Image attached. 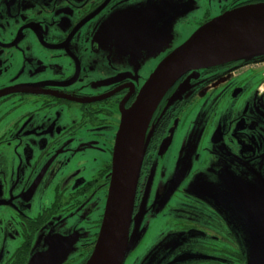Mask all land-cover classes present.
<instances>
[{
	"label": "flooded vegetation",
	"instance_id": "obj_1",
	"mask_svg": "<svg viewBox=\"0 0 264 264\" xmlns=\"http://www.w3.org/2000/svg\"><path fill=\"white\" fill-rule=\"evenodd\" d=\"M144 1L150 2L147 7L155 8L156 11L161 10L167 15V21H151L146 28L140 26L138 32L145 37L147 31L155 29V33L161 38L169 37L171 26L175 25L174 27L180 29L173 24L174 15L167 9L166 2L179 6L190 0H81V2L70 0L66 2V6L77 12L76 20L71 15L72 27L67 34L59 35L55 44L63 47L66 39H70L85 27H92L93 38L91 41L88 39V45L90 44L89 47L92 49L91 53H98L102 50L99 41L108 40V36L104 33L110 32V44L116 35L109 23L113 17L101 22H98L99 19L117 7L121 10V14L128 12L129 9H138ZM254 4H264V0H200V17L196 18L197 27L226 11ZM36 22L33 16L21 21L10 10L0 9V59L7 62L6 66H0V79H2L0 81V180L3 183L0 203L1 198L7 197L6 195L9 196L12 205L23 204L26 200L30 202L32 198L28 211L16 212L17 218L9 222L8 232L2 231L4 239L6 236L10 238L11 250L7 255L1 253L0 264H30L35 258L48 253L53 244L63 248L60 264H85L93 250L103 217L111 175L114 138L119 126L121 110L127 109L132 104L153 69L143 78L142 83L138 82L137 76L127 78L121 74L110 84L105 85L102 92L81 97L73 93H65L66 96L61 97L48 94L47 90L56 91L58 88L49 83L11 84L8 80L13 77L9 74L14 71L13 65L20 62L19 58L22 55L32 52L31 45L35 41L31 32H25L21 36L22 29ZM19 23L23 25L16 34V26ZM105 45L109 46L108 43ZM258 56L253 58L256 60L238 59L199 69L193 76L189 72L181 77L159 102L145 133V150L136 182L128 229L132 246L125 254L122 264H245L242 250L245 254L246 248L235 242L234 234L225 225L222 208L219 207V212H214L206 203L189 198L190 202L184 206L198 209L201 215L188 216L190 213L185 210L186 206L181 210L173 208L179 213L185 211V215L158 213L152 215L153 210L149 206L142 210L141 200L143 201L147 189L152 184L153 189H156L160 179L165 175L162 174V170L172 168L180 153L186 159L189 147L184 130H187L188 125L191 129L194 117L190 119V116L197 112L208 117L218 114L217 121L210 120L207 125L205 123L202 125L203 139H200L198 145L199 153L216 157L226 154L228 156L226 160L221 161L219 158L221 168L225 161L229 162L228 159L232 158L241 168L236 175L241 176L242 183L248 181L253 191L255 190L258 196L264 199V56ZM65 61L68 65L77 66V63H73L68 57ZM9 67L12 69L8 71ZM8 76L6 83L5 78ZM181 84H186L187 89L181 93L180 99L174 98ZM17 95L18 99H16ZM31 95L35 98L32 99ZM91 98L95 99L91 100ZM28 101L30 104H36L38 107L36 110L52 106H57L58 109L65 105L64 103L68 105L71 101L80 103L83 123L77 122L78 125L75 127L72 122L57 131L56 145L63 147L62 165L57 163L52 165L54 159L50 158V155L53 151L45 147V141L39 150L38 156L41 160L36 167H31L27 163L29 153L23 157L18 148L11 146V139L18 143L24 134L25 124L21 118L24 120L33 112L21 115L20 118L9 114ZM92 101L94 103H91ZM113 104L118 105V115L113 114L111 109ZM224 113L231 117L219 120ZM82 126L85 128L79 129ZM73 127L91 137L85 148L82 147L80 140H74L77 129ZM225 137L230 140L229 146L238 155L241 163L231 157L230 152L209 147V143L219 144V141ZM93 138H103L104 148H99L102 160L99 166H96V157L88 158L95 153L92 143L96 140L94 141ZM64 143L70 146H63ZM75 145L79 147L74 148ZM28 151L32 152L29 149ZM163 158L165 162L160 163ZM48 160L50 164L41 171V167ZM157 169L158 178L152 176V172ZM31 180L37 182L42 180L43 183L41 186H32L29 183ZM10 182L14 184L17 182L18 186H11ZM2 190L5 194H2ZM97 204L99 206H97L96 218L86 224L90 232L82 238L79 239L78 234L77 239L74 234L69 239H63L59 235L47 236L46 226L51 220L53 223L58 219L70 220L75 215H94ZM1 207L0 205V215L1 212L5 213V209L2 210ZM177 231H190V233L187 234L188 239L185 238L184 241L179 240L178 237V245L175 247L172 236ZM38 239L39 244L43 242L45 250L35 256L33 249Z\"/></svg>",
	"mask_w": 264,
	"mask_h": 264
},
{
	"label": "rangeland",
	"instance_id": "obj_2",
	"mask_svg": "<svg viewBox=\"0 0 264 264\" xmlns=\"http://www.w3.org/2000/svg\"><path fill=\"white\" fill-rule=\"evenodd\" d=\"M66 2H70V0H0V9L10 10L16 15L18 20L22 21L28 16H33L37 21L31 26L22 29L21 36L25 32H31L35 38L31 45L32 52L22 55L19 58L20 62H17L15 66L13 65L14 71L9 73L13 77H10L9 80V76L6 77V83L7 80L14 85L49 83L58 86V88L56 87V91L47 90L46 92L58 97L66 96L65 93H73L79 97L96 95L102 92L101 90H103L105 85L110 84L116 76L121 74L127 78H135L137 76L138 82L142 83L143 78L152 69H155L154 67L158 65L162 57L181 45L199 28L197 27L196 21L198 19L196 18L197 16L200 17V0H190L179 6H174L167 1V9L174 15L173 24L179 26L180 29L178 30V28L174 27L175 25L171 26L169 37L164 36L161 38L155 33V29L147 31L145 37L141 35V32H138L140 26L146 28L151 21H167V15H164L161 10L156 11L155 8L147 7L150 2L144 1L138 9H129L128 12L122 14L117 7L107 12L98 21L101 22L113 17L109 23L113 31L116 32L115 37L110 44V32L107 31L104 35L108 36V40L99 41L102 50L98 53H91L92 49L89 47L90 44L88 45V39L91 41L93 38L92 27H85V29L70 37V39H66L63 47L55 44L57 37L67 34L72 27L71 15L76 20L77 12H73L72 8L66 6ZM36 5L37 7H35ZM22 25V23H19L16 26V34L20 32ZM160 30H162L161 25ZM105 43H108L109 46H106ZM37 52L40 54H37ZM259 55L264 56V53ZM256 56L258 55L251 56L250 59L256 60L253 59ZM66 57L73 63H77V66L68 65L65 61ZM6 63L4 59H0V66H6ZM10 69L12 67H9L8 71ZM77 76L78 78L76 79ZM31 98L34 99L35 97L31 95ZM16 99H18V95ZM75 99L80 100L79 98ZM29 102L21 104L16 111L9 114L20 118L21 115L33 112L30 117L24 120L21 118L25 124L24 134L18 143L11 139V146L18 148L23 157H26V154L29 153L27 163L31 167H36L41 160L38 156L39 150L42 148L43 141H45V147L53 151L50 155V158L54 159L52 165L55 163L62 165L64 163L61 152L63 147L56 145L57 131L59 128L62 129L69 126L72 122L75 127L78 125L77 122L79 124L83 123L80 116V103L71 101L68 105L64 103L65 105L58 109L57 106H52L36 110L38 109L36 104H30ZM91 103L94 102L92 101ZM111 109L114 115H118V105L113 104ZM192 117H194V121L191 129L188 125L187 130H184L186 133L185 140L189 147L186 159L180 153L176 159L177 162L172 165V168L169 167L162 170V174L165 175L160 179L156 189H153L154 185L152 184L147 189L143 199V201L145 199L147 201L143 202L141 200L142 210L149 206L153 210L152 215L157 213L161 215H185V211L179 213L173 208H180V210L183 207L185 208L186 205L184 206V204L189 203V200H191L189 198L206 203L208 208H212L214 212H219L220 207L224 212L222 217L225 225L234 234L235 242L240 243L243 248L248 245L250 256L248 260L241 248L245 264L254 262L256 264L259 261L260 264H264V257L260 258L261 254L264 253V199L258 196L255 190L253 191L248 181L242 183L240 180L241 176L236 175L237 172L241 171V168L232 158L228 159L229 162L225 161L223 168H221L219 158H221V161L226 160L228 158L226 154L223 153L224 155L220 154L216 157L204 155L202 152L199 153L200 148H198V145L201 142L200 139H203L201 137L203 133L202 125L203 123L207 125L210 120L217 121L218 114L215 113L213 116L208 117L197 112L193 113L190 119ZM229 117L231 116H226L224 113L219 120L229 119ZM189 121L187 122L188 124ZM83 128L85 126L79 129ZM12 134L14 133L12 132ZM85 135L81 130L77 129L74 139L80 140L83 148L86 147L87 141L91 140L87 133ZM93 139L94 141L96 140L92 143L95 153H92L88 158L91 156L96 157V166H99L102 161L99 148H104L102 144L103 138ZM210 141L212 142V138ZM223 143L224 145H222ZM65 144L63 146H66ZM230 144V140L225 137L219 141V144L211 145L209 143L208 145L211 149L230 152V156L238 163H241L238 155L229 146ZM78 147L79 145L74 146V148ZM28 149L32 152L30 153ZM159 162H165V158ZM49 164L50 161L48 160L41 167V171ZM158 171V169L153 171L152 176L158 178ZM29 183L32 186H41L43 181L31 180ZM10 184L11 186H18L17 182L15 184L10 182ZM2 188L3 183L1 181L0 190ZM1 192L5 194L3 190ZM6 196L1 198L0 203L2 210L5 209V213L1 212L0 215V255L1 253L7 255L11 250L10 238L6 236V239H4L2 231L8 232L9 222L17 218L15 213H25L28 211L30 204H32V198H30V202L26 200L23 204L12 205L10 204L9 196ZM148 201L150 203H147ZM97 206L99 204L96 205L94 215H75L70 220L59 221L58 219L53 223L51 220L46 226L47 236L59 235L63 239H69L74 234L75 239H77L78 234L79 239L82 238L90 232L86 228V224L96 218ZM185 210L190 213L188 216L191 217L201 215L198 209H192L189 206H186ZM8 212L10 214L7 215ZM188 233L190 231L175 232L172 236L173 246L177 247L178 237L181 241H184L185 238L188 239ZM33 250L35 256L40 255L45 250L43 242L39 244L38 239L37 245Z\"/></svg>",
	"mask_w": 264,
	"mask_h": 264
},
{
	"label": "water",
	"instance_id": "obj_3",
	"mask_svg": "<svg viewBox=\"0 0 264 264\" xmlns=\"http://www.w3.org/2000/svg\"><path fill=\"white\" fill-rule=\"evenodd\" d=\"M262 53L264 4H254L226 11L209 20L158 63L139 89L132 104L121 110L114 138L111 175L103 217L93 250L85 264H122L125 254L132 246L128 229L136 182L145 150V133L166 92L189 72L193 76L199 69L248 59ZM222 56L228 57L221 58ZM186 89V84L179 85L174 98L180 99L181 93ZM142 130L132 180L133 158ZM62 253L63 248L53 244L48 253L37 257L30 264H60ZM245 254L248 260V245ZM263 257L264 253L260 258ZM256 264H260V261Z\"/></svg>",
	"mask_w": 264,
	"mask_h": 264
},
{
	"label": "bare ground",
	"instance_id": "obj_4",
	"mask_svg": "<svg viewBox=\"0 0 264 264\" xmlns=\"http://www.w3.org/2000/svg\"><path fill=\"white\" fill-rule=\"evenodd\" d=\"M226 57H228V56H222L221 58H226ZM142 134H143V130L141 131V135L139 136V139H138L137 144H136L135 155L133 158L132 180H133L135 169H136V162H137V157H138V153H139V147L141 144Z\"/></svg>",
	"mask_w": 264,
	"mask_h": 264
}]
</instances>
